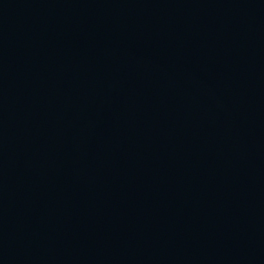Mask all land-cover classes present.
Wrapping results in <instances>:
<instances>
[{
  "label": "water",
  "instance_id": "1",
  "mask_svg": "<svg viewBox=\"0 0 264 264\" xmlns=\"http://www.w3.org/2000/svg\"><path fill=\"white\" fill-rule=\"evenodd\" d=\"M0 264H264V0H0Z\"/></svg>",
  "mask_w": 264,
  "mask_h": 264
}]
</instances>
